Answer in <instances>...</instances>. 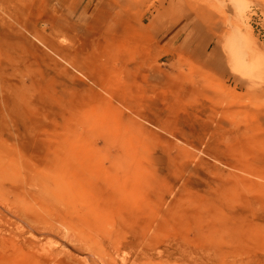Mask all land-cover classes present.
I'll list each match as a JSON object with an SVG mask.
<instances>
[{
	"label": "rangeland",
	"instance_id": "1",
	"mask_svg": "<svg viewBox=\"0 0 264 264\" xmlns=\"http://www.w3.org/2000/svg\"><path fill=\"white\" fill-rule=\"evenodd\" d=\"M234 1L0 0V264H264V0Z\"/></svg>",
	"mask_w": 264,
	"mask_h": 264
},
{
	"label": "bare ground",
	"instance_id": "2",
	"mask_svg": "<svg viewBox=\"0 0 264 264\" xmlns=\"http://www.w3.org/2000/svg\"><path fill=\"white\" fill-rule=\"evenodd\" d=\"M228 3L229 4H233L234 6H236L238 4V2L234 1V0H228ZM176 4H173L171 5V3H169L168 6L166 7H162V11L159 13L158 17L156 18L155 21H152L153 24L157 25L156 22H158L159 24L156 26L157 29H164L169 23H174L175 21H178L181 17H182V14L184 12H186V10L182 9V8H179L178 11L175 10V12L170 15V16H166L167 15V9H173L175 8ZM238 7V6H237ZM189 10H198L197 9V6H189ZM12 15L16 18V16L18 15L17 12L14 10V12H12ZM152 24V25H153ZM163 25V26H162ZM1 194V193H0ZM2 195H0V234L4 231V228L2 227L3 226V223L4 221H8L9 219H12L9 217L10 216H13L14 214V211L10 210V208H8L6 206V203L3 199V197H1ZM28 226V225H27ZM30 229H32L33 227H29ZM46 232H43L42 234H45ZM34 235V233H33ZM19 236V235H18ZM16 240H17V243L18 245L23 243V242H27L28 240L25 239V238H18L16 237ZM30 243V242H29ZM32 246H34V244H32ZM40 246V249L38 248V246H35L37 250L41 251L40 253L44 254V255H51L52 254V251L45 248L43 245H39ZM76 251V255H78L80 258H84L85 257V252L81 251V250H75ZM78 258V257H77Z\"/></svg>",
	"mask_w": 264,
	"mask_h": 264
},
{
	"label": "crops",
	"instance_id": "3",
	"mask_svg": "<svg viewBox=\"0 0 264 264\" xmlns=\"http://www.w3.org/2000/svg\"><path fill=\"white\" fill-rule=\"evenodd\" d=\"M78 2V6L75 10L78 12V16H79V19L83 20V19H86L85 17L87 16L88 14V11H89V7L88 6H84L83 9H81L80 11H78V9L81 7V5L83 4V2L86 0H82V2H80L81 0H75ZM75 11V12H76ZM74 12V13H75ZM156 24L158 25L159 23L156 22ZM155 25V28H157ZM185 25H186V19L185 17H181L178 21H175L174 23H169L164 29L160 30V29H157L158 33H157V37H162L164 38V41H168V40H171L175 37H179L181 36V31L182 29L185 28ZM163 26V25H162ZM169 43V42H167Z\"/></svg>",
	"mask_w": 264,
	"mask_h": 264
}]
</instances>
